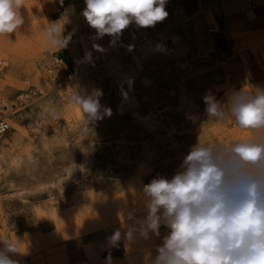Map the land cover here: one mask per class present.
I'll use <instances>...</instances> for the list:
<instances>
[{
    "label": "rangeland",
    "instance_id": "rangeland-1",
    "mask_svg": "<svg viewBox=\"0 0 264 264\" xmlns=\"http://www.w3.org/2000/svg\"><path fill=\"white\" fill-rule=\"evenodd\" d=\"M256 1L166 0L154 26L133 19L101 37L85 0H19L22 24L0 33V102L11 125L0 136V252L15 264H152L170 229L162 222L158 236L141 234L144 186L171 179L198 141L252 135L210 118L204 98L226 106L235 93L264 91V0ZM60 29L63 47L52 43ZM56 55L79 76L60 89L47 72ZM27 83L46 95L23 107ZM76 94L98 102L95 117Z\"/></svg>",
    "mask_w": 264,
    "mask_h": 264
},
{
    "label": "clouds",
    "instance_id": "clouds-1",
    "mask_svg": "<svg viewBox=\"0 0 264 264\" xmlns=\"http://www.w3.org/2000/svg\"><path fill=\"white\" fill-rule=\"evenodd\" d=\"M19 0H0V33L22 24ZM83 12L99 36L121 33L134 19L154 26L167 12L166 0H85ZM51 23V33L56 25ZM59 36L52 43L63 47ZM84 113L97 115L92 98H73ZM206 112L218 121L231 120L252 135L229 144L193 145L180 170L171 178L144 186L148 215L141 234L159 235L161 223L170 229L152 264H264V91L235 93L226 106L206 96ZM55 115V113H53ZM161 210H163L161 212ZM132 229L127 235L132 236ZM120 239L117 231L113 241ZM9 250L15 246L8 243ZM0 264H15L0 252Z\"/></svg>",
    "mask_w": 264,
    "mask_h": 264
},
{
    "label": "built area",
    "instance_id": "built-area-1",
    "mask_svg": "<svg viewBox=\"0 0 264 264\" xmlns=\"http://www.w3.org/2000/svg\"><path fill=\"white\" fill-rule=\"evenodd\" d=\"M249 3L253 9L257 8L258 3L255 0H249ZM214 29L212 30V32ZM97 43L96 40L93 41L95 45ZM53 63L48 67V77L49 81L53 86H56L57 89L68 86L69 84L74 83L79 76H77L71 65L64 62V60L56 55L53 58ZM1 65V63H0ZM26 89L20 91L17 96L18 102L23 107H28L35 103L36 101L43 98L46 93L40 87L30 85L29 83ZM6 106L0 102V136L5 135L11 130V125L9 123V115H5Z\"/></svg>",
    "mask_w": 264,
    "mask_h": 264
},
{
    "label": "bare ground",
    "instance_id": "bare-ground-1",
    "mask_svg": "<svg viewBox=\"0 0 264 264\" xmlns=\"http://www.w3.org/2000/svg\"><path fill=\"white\" fill-rule=\"evenodd\" d=\"M256 1V0H255ZM158 43V42H157ZM98 45V43H96L94 46H97ZM160 48V47H159ZM152 50H153V48H152ZM159 50V52H161L162 53V49H158ZM144 51V50H143ZM142 51V52H143ZM155 52V51H154ZM146 53V52H145ZM168 53V52H167ZM147 54V53H146ZM176 54V53H175ZM176 57V56H175ZM146 58H147V56H146ZM145 57H144V59H146ZM166 54H165V52H163V58L161 59V64H159L160 66H163L164 64H163V62L165 63L166 62ZM151 59V58H150ZM149 59V60H150ZM148 60V61H149ZM53 63V62H52ZM156 65V64H155ZM148 67V66H147ZM152 73V72H151ZM154 74V73H153ZM154 82V81H153ZM88 85V84H87ZM115 86V85H114ZM118 88H119V84H118ZM124 88V87H123ZM142 89V88H141ZM117 90H119V89H117ZM116 92V91H115ZM118 92V91H117ZM172 93V92H171ZM116 94V93H115ZM127 94V93H126ZM125 95V94H124ZM132 95V94H131ZM116 96V95H115ZM138 96V95H137ZM112 98V97H111ZM109 99V97H107V100ZM109 105V104H108ZM108 108V107H107ZM120 108V107H119ZM123 111V110H122ZM108 113V112H107ZM109 114V113H108ZM115 117V116H114ZM110 118V117H109ZM118 118V117H117ZM107 119V118H106ZM109 120V119H108ZM125 120V119H124ZM109 124V123H108ZM119 124V123H118ZM123 125V124H122ZM115 126V125H114ZM120 127V126H119ZM138 127V126H137ZM112 128V127H111ZM120 129V128H119ZM107 130V129H106ZM110 131V130H109ZM118 133V132H117ZM26 164V163H25ZM29 170V169H28ZM27 171V170H26ZM33 171V170H32ZM17 172V171H16ZM25 172V171H24ZM22 170H21V174H25ZM30 173H32V172H30ZM5 175L6 176H9V175H11V174H9V171L7 170L6 172H5ZM17 175V174H16Z\"/></svg>",
    "mask_w": 264,
    "mask_h": 264
},
{
    "label": "crops",
    "instance_id": "crops-1",
    "mask_svg": "<svg viewBox=\"0 0 264 264\" xmlns=\"http://www.w3.org/2000/svg\"><path fill=\"white\" fill-rule=\"evenodd\" d=\"M61 58L64 60V62H66L67 64L71 65L73 70H74V65H73V62L70 60V58L62 55Z\"/></svg>",
    "mask_w": 264,
    "mask_h": 264
}]
</instances>
